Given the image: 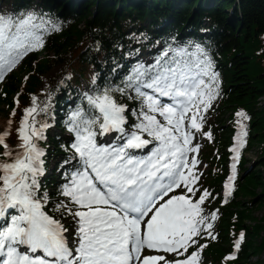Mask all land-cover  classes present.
<instances>
[{"label": "snow or ice", "instance_id": "6c2138e0", "mask_svg": "<svg viewBox=\"0 0 264 264\" xmlns=\"http://www.w3.org/2000/svg\"><path fill=\"white\" fill-rule=\"evenodd\" d=\"M60 30L44 15L0 13V82L44 46L47 34ZM220 83L204 46L169 43L153 63L138 62L119 84L81 95L63 121L72 134L61 145L70 154L59 166H71L58 192L66 199L52 209L73 218L71 246L69 230L45 211L50 197L41 191L46 152L40 142L53 125L38 117L51 115V94L43 106L33 97L17 129V149L6 142L11 121L0 134V264H204L209 245L202 241L216 240L219 217L218 210L207 211L215 197L203 188L200 147L193 142L196 133L212 139L203 129L221 96ZM125 98L139 106L129 109ZM236 116L225 204L236 190L249 136L250 117L243 111ZM145 149L146 155H137ZM244 241L241 233L225 264L237 259Z\"/></svg>", "mask_w": 264, "mask_h": 264}, {"label": "trees", "instance_id": "16d2710c", "mask_svg": "<svg viewBox=\"0 0 264 264\" xmlns=\"http://www.w3.org/2000/svg\"><path fill=\"white\" fill-rule=\"evenodd\" d=\"M68 1L62 0L63 4L55 6V0H0L2 14L17 17L32 12L50 18L61 27L60 31L47 35L42 51L29 56L20 72L8 77L0 94V112L3 111L1 106H13L12 97L18 93L21 104L17 106V122L22 107L30 105L32 96L40 88L41 76L56 64L66 63L67 85L60 91L64 96L66 92L83 93L84 86L91 90L107 83L118 84L122 80L121 71L130 67L125 58L127 52L137 55L143 49H150L154 37L161 34L166 39L180 41L181 33L190 28L199 30L202 22H208L209 36L193 35V38L219 62L222 80L221 96L208 115L214 144L207 145L205 157L212 168L203 187L219 195L220 183L228 174L225 147L230 142L231 126L238 124L237 112L246 111L250 117V146H260L262 155L255 162L254 170L246 169V161H243L241 170L246 174L238 179L234 195L227 204H223L221 196H214L206 204L208 212L218 210L219 218L215 222L217 238L209 240L204 263L225 264V257L233 250L234 239L242 231L246 242L238 259L228 264H253L252 258L257 259L256 264H264V214L261 218L255 216L256 210H264V104L261 102L264 98V0H238V3L237 0H215L212 5L211 0H203L212 6L209 8L201 4L202 0H140V5H136L135 0H83L81 4L76 0ZM230 10L233 17L229 20L227 11ZM168 19L170 24L165 27ZM144 23L148 26L143 27ZM123 102L131 107L139 105L135 99L125 98ZM58 136H50L52 147L49 150L57 161L69 155L61 147L68 138ZM9 142L16 144L17 136L12 134ZM215 150L218 152L214 153ZM61 175L55 169L44 191L52 187L57 194ZM47 205V211L61 223L71 219L62 212L52 211L54 203Z\"/></svg>", "mask_w": 264, "mask_h": 264}, {"label": "rangeland", "instance_id": "374dc122", "mask_svg": "<svg viewBox=\"0 0 264 264\" xmlns=\"http://www.w3.org/2000/svg\"><path fill=\"white\" fill-rule=\"evenodd\" d=\"M60 1L61 0H55V4L56 3L59 4ZM68 2L73 3L74 1L69 0ZM77 2H79L81 4L83 2V0H78ZM77 2L75 1V3H77ZM207 3L208 2L204 3L203 0L201 1V4H204L205 6H209ZM197 8L198 7H196L194 10H196ZM227 12L230 14L228 17V19L230 20L231 17H233V13H232L233 11L230 10ZM24 60H22L20 62V64L16 67L17 73L20 72V70L23 68ZM65 70H66V63L65 64H56L51 68V70L47 74L41 76L40 88L37 90V93L33 96V97L37 98V104L38 105L43 106V104L49 99V94H51V100L53 101L54 93L57 92L58 88L60 87V82L64 81ZM22 77H24V74H22ZM261 102L264 104V98H262ZM17 104L20 106L21 103L19 100L17 101ZM31 106H33L32 102L30 103L29 107H31ZM52 106H53V104H52ZM22 108H23L22 109V113H23L27 109V105L23 106ZM1 109H3V111L0 112V133L6 128V126L9 123V118H10L9 111H8L7 107L1 106ZM22 113H21V118H22ZM49 118H50L49 115H44V114H42L41 117H38V119H46L47 121L49 120ZM20 123H21V121H20ZM20 123H19V125H20ZM16 127H17V123L13 122L12 128H11V134H13L14 132L17 133ZM54 132H55V134H57V133L63 134L64 133L63 131H61L59 129H57V131H54ZM64 136H67V135H64ZM203 142H204V140H203ZM261 155H262V153H261L260 146H258V145L250 146L249 145L247 153H245L243 156L244 160L246 161V164L244 167L246 169L248 168L249 170H254L255 162L259 159V157H261ZM55 162L56 161L53 159V161H50V165L53 167ZM206 166H207L206 163L202 160V164L200 165V169L206 170ZM247 172H248V170H247ZM51 174H52V171H50L47 174V177H48L47 179L53 178ZM245 174H246V171L245 172L243 171L241 176H244ZM51 189L54 190V188H52V187H51ZM256 211L257 212H255V216H257L258 218H261L264 214L263 213L264 210L258 209ZM73 230L74 229H71L70 236H71V233ZM256 260H257L256 258L251 259L253 264H256Z\"/></svg>", "mask_w": 264, "mask_h": 264}, {"label": "bare ground", "instance_id": "6f19581e", "mask_svg": "<svg viewBox=\"0 0 264 264\" xmlns=\"http://www.w3.org/2000/svg\"><path fill=\"white\" fill-rule=\"evenodd\" d=\"M71 1H74V0H71ZM76 1H77V0H76ZM214 3H215V0H212L211 5L214 4ZM237 3H238V0H237Z\"/></svg>", "mask_w": 264, "mask_h": 264}]
</instances>
